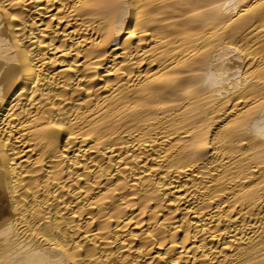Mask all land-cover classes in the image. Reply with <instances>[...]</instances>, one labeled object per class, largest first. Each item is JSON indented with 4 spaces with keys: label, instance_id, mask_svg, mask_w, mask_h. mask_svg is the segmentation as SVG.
Masks as SVG:
<instances>
[{
    "label": "bare ground",
    "instance_id": "obj_1",
    "mask_svg": "<svg viewBox=\"0 0 264 264\" xmlns=\"http://www.w3.org/2000/svg\"><path fill=\"white\" fill-rule=\"evenodd\" d=\"M0 264H264V0H0Z\"/></svg>",
    "mask_w": 264,
    "mask_h": 264
}]
</instances>
